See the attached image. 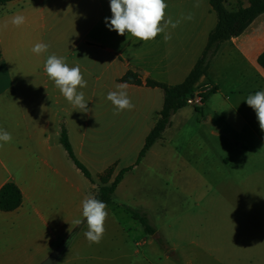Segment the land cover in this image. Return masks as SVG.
Masks as SVG:
<instances>
[{
	"label": "crops",
	"instance_id": "0c3cea01",
	"mask_svg": "<svg viewBox=\"0 0 264 264\" xmlns=\"http://www.w3.org/2000/svg\"><path fill=\"white\" fill-rule=\"evenodd\" d=\"M249 1L225 0V4L233 11L247 7ZM165 2L166 18L175 21L189 13L194 16L181 20L175 29L169 27L167 42L164 33L142 42L110 30L105 24V18L112 16L110 0H13L0 5V129L12 136L11 142L0 147V189L14 183L22 193L18 209L0 210V264H39L70 237L67 247L95 244L84 235L86 224L73 222L83 219L82 200L88 194L95 196L98 185L82 174L61 144L63 124L74 155L93 180L109 167L114 170L110 181L121 170L133 167L114 195L120 193L131 200L127 182L139 170L145 177L161 173L165 180L174 176L162 172L176 171L181 174L177 182H184L191 173L193 187H214L222 193L212 200L223 203L230 214L263 221L264 131L245 100L264 91V69L258 63L264 52V13L239 36L221 44L207 75L195 85L194 91H208L203 104L178 110L162 139L138 162L164 98L162 89L149 87L146 81L182 83L217 24L209 0ZM16 14L25 17L19 27L10 23ZM58 26L75 27L79 32L58 43ZM37 43L49 45L47 51L33 53ZM58 45H69L70 52L78 53L71 60L64 58L69 67L78 65L83 76L92 75L100 83L97 91H104L105 99L98 101V108L103 116L98 113L92 118L90 110L74 108L48 78L44 64L49 55L61 57L56 53ZM128 71L142 80L141 85L127 83L135 107L110 120L109 107L116 109L107 94L125 83L121 78ZM188 127L192 130L185 131ZM169 138L176 140V154L167 150ZM115 203L112 199L107 205L111 208L108 219L120 226L121 211L125 218L129 216L132 229L139 231L138 221L121 209L131 206L124 200Z\"/></svg>",
	"mask_w": 264,
	"mask_h": 264
},
{
	"label": "rangeland",
	"instance_id": "374dc122",
	"mask_svg": "<svg viewBox=\"0 0 264 264\" xmlns=\"http://www.w3.org/2000/svg\"><path fill=\"white\" fill-rule=\"evenodd\" d=\"M56 31L59 43L73 38L79 29L58 26ZM70 50L69 45H58L56 53L71 60L78 53ZM83 77L87 86L77 91L84 93L92 118H97L98 113L103 116L98 101L105 99V92L97 91L100 83L96 77ZM114 115V110L109 107V119H113ZM188 130L192 128H185V131ZM177 148L176 140L171 142L169 138L167 150L176 154ZM172 157L176 159L175 155ZM140 171L127 182L132 192L131 200L124 199L120 193L113 194L112 199L116 203L124 200L131 206L129 208L145 214L155 233L144 234L138 220L136 225L140 230L132 229L128 224L129 216L125 218L119 211L117 220L121 225L117 226L107 217L105 233L99 244L67 247L57 264H220L216 259L225 264H264V219L245 220L230 214L223 203L212 200L222 196V193L214 187H193L191 173L184 182H177L176 176L181 174H176V171L162 172L174 176L170 180L162 178L161 173L145 177ZM94 181L98 187L101 186L98 177ZM126 208L128 206L121 209L127 212ZM110 209L107 206V212ZM120 227H124L128 235ZM143 238H147L146 242L139 244ZM124 239L128 242L125 243Z\"/></svg>",
	"mask_w": 264,
	"mask_h": 264
},
{
	"label": "clouds",
	"instance_id": "9594fccd",
	"mask_svg": "<svg viewBox=\"0 0 264 264\" xmlns=\"http://www.w3.org/2000/svg\"><path fill=\"white\" fill-rule=\"evenodd\" d=\"M194 6L199 7V4ZM167 7L165 0H110L112 16L110 19L105 18V24L110 30L116 31L121 36L127 33V35L142 42L154 40L159 34L164 33L163 39L167 42L171 39V35L167 31L169 27L175 29L181 20L194 19L191 13L175 21L171 17L166 18ZM24 22L25 17L21 14L14 15L10 21L16 27L21 26ZM48 47L49 45L45 43H37L31 51L41 54L46 52ZM44 71L74 108L80 109V112L89 111L84 93L77 91L78 88L87 86V81L78 65L69 67L64 58L52 54L45 61ZM116 89L107 94V99L116 109L114 114L118 115L121 111L132 110L135 106L128 97V84L126 82L117 84ZM245 101L255 111L260 129L264 131V91H257L254 95H249ZM11 141V134L0 129V142H2L0 147ZM106 209L107 205L92 194H88L82 200L83 219L78 218L73 223L76 226L86 224L87 231L84 235L90 244H99L103 238L105 221L108 216Z\"/></svg>",
	"mask_w": 264,
	"mask_h": 264
},
{
	"label": "trees",
	"instance_id": "16d2710c",
	"mask_svg": "<svg viewBox=\"0 0 264 264\" xmlns=\"http://www.w3.org/2000/svg\"><path fill=\"white\" fill-rule=\"evenodd\" d=\"M10 1L13 0H0V5H4ZM209 2L216 12L217 24L209 33L207 44L188 76L182 83L177 85H168L153 80H147L145 83L149 87H158L162 89L164 98L162 109L158 112V118L153 129L145 139V144L140 152L138 162L155 142L162 139L164 131L171 125L172 116L178 110L187 106V97L194 91L195 85L200 78L207 75L212 60L217 54L221 44L224 41L239 36L253 20L264 13V0H250L247 7L240 6L237 10L233 11L227 9L225 0H209ZM258 63L264 69V52L260 56ZM121 81L135 85L142 84V80L138 74L131 71H128L121 78ZM60 142L75 166L91 183L95 184L89 170L74 155L64 124L61 127ZM132 169L133 167H128L121 170L110 183L114 170L113 167H109L104 173L98 176L101 186L98 187V192L95 197L103 201L106 205L112 204V196L117 186L123 180L124 175ZM21 205V190L14 183H6L3 185L0 189V210L11 212L18 209ZM126 210L134 219L139 221L146 234L152 235L155 233V229L145 214L134 211L129 207L126 208Z\"/></svg>",
	"mask_w": 264,
	"mask_h": 264
},
{
	"label": "water",
	"instance_id": "95a60500",
	"mask_svg": "<svg viewBox=\"0 0 264 264\" xmlns=\"http://www.w3.org/2000/svg\"><path fill=\"white\" fill-rule=\"evenodd\" d=\"M70 241H71V237L62 245L57 247L54 251H52V253H50L48 257L45 258L40 264H57L62 256V253L64 252V250H66L67 245L69 244Z\"/></svg>",
	"mask_w": 264,
	"mask_h": 264
},
{
	"label": "built area",
	"instance_id": "2783aa9c",
	"mask_svg": "<svg viewBox=\"0 0 264 264\" xmlns=\"http://www.w3.org/2000/svg\"><path fill=\"white\" fill-rule=\"evenodd\" d=\"M207 94H208V91H206V90L193 91L187 97L186 103H187V105L194 106V107L202 105Z\"/></svg>",
	"mask_w": 264,
	"mask_h": 264
}]
</instances>
